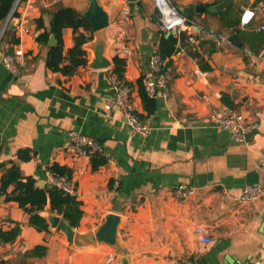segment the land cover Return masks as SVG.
Wrapping results in <instances>:
<instances>
[{
	"label": "crops",
	"instance_id": "crops-1",
	"mask_svg": "<svg viewBox=\"0 0 264 264\" xmlns=\"http://www.w3.org/2000/svg\"><path fill=\"white\" fill-rule=\"evenodd\" d=\"M171 1L179 9L206 6V12L191 19L229 36L231 43L217 50L211 36L203 32L196 50L182 47L172 57L169 98L158 95L157 109L149 116L137 82L154 77L151 59L164 33L159 13L152 0H98L109 15L114 40L108 55L126 61L124 77L135 110L151 128L147 138L132 131L120 109L105 107L113 96V68L87 65L63 76L46 66L50 45H40L33 32L42 34L53 14L62 9L84 14L89 0L21 1L15 19H25L31 33L21 35L18 45L6 37L0 47L3 58L10 49L24 53L25 64L15 74L0 56V186L13 163L24 177L32 176L45 186L53 185L50 165L72 169L70 184L84 212L76 232L95 231L107 214L119 215L125 251L70 244L61 228L54 229L50 223V233L39 232L17 203L3 197L0 229L19 223L22 232L14 243L0 246V264H125V260L126 264H264V196L245 203L239 200L247 186L264 191V47L254 54L244 41V50L232 41L241 32L257 33L264 26V5L260 0H234L217 14L214 7L223 0ZM255 8V18L240 27L245 10ZM125 10L129 11L126 20ZM39 19L45 28L38 27ZM229 21H238L236 33ZM63 38L67 55L74 46L73 30L66 29ZM87 54L89 61L92 53ZM224 95L254 126L246 144L234 143L229 132L211 122V115L230 109L222 101ZM76 135L98 143L107 164L94 171L91 156L74 151L71 139ZM23 150L31 152L27 162L18 158ZM180 185L192 189V195L178 198L175 191ZM48 209L41 213L43 217L58 216ZM198 227L207 230L209 243L199 240ZM38 245L48 247L47 255L26 257ZM110 257L113 261L108 263Z\"/></svg>",
	"mask_w": 264,
	"mask_h": 264
},
{
	"label": "trees",
	"instance_id": "trees-1",
	"mask_svg": "<svg viewBox=\"0 0 264 264\" xmlns=\"http://www.w3.org/2000/svg\"><path fill=\"white\" fill-rule=\"evenodd\" d=\"M16 0H0V24L3 23L9 16ZM259 2V1H258ZM15 17L16 14H15ZM191 17V16H190ZM238 21H229L228 25L237 26ZM38 27L45 28L44 21L38 20ZM72 29L74 32V46L65 54L64 50V31ZM51 35H54L56 44L49 47V52L46 60L47 68L54 73H61L63 76L74 75L79 68L88 65V54L83 49L84 44L93 40V32L91 24L84 18L83 14L72 8H66L53 14L49 28L38 35L37 42L42 46H48ZM12 37L11 44H20V39L16 35V29L7 28L5 37ZM1 42L3 41V39ZM186 33L180 37L174 35L162 34L158 52L164 59H169L170 65L173 64L172 57L179 50V47H185L187 50H196V47L186 44ZM234 39V40H233ZM232 41L240 49L244 50L246 43L252 53L259 54V50L264 47V30L255 33L241 32ZM4 42V41H3ZM13 50L10 49L9 55H13ZM115 66L112 73L120 80H125L124 73L126 61L115 56L113 58ZM205 69V68H204ZM207 70V69H206ZM127 83V82H126ZM129 86V84L127 83ZM140 98L142 100L145 111L148 115L155 113L156 98L151 97L145 88V79L142 77L137 82ZM130 87V86H129ZM222 101L230 109H236L234 103L228 100V96H223ZM142 120L143 118L140 117ZM2 147L0 145V153ZM31 152L23 150L18 154L21 161L27 162L31 159ZM108 160L101 154L91 155V165L94 171H97L102 166L107 164ZM4 167V166H3ZM48 172L54 177L66 178L68 182L73 176L72 169L53 164L48 167ZM13 188L11 191L10 189ZM5 197L7 202H15L28 215L29 225L34 227L39 232L50 233V224L47 218L41 215L47 206H50L53 213L62 217L63 222H66L71 228L77 229L80 226L84 216L82 204L77 200L75 195H70L64 190L54 185H47L43 188L38 187V181L32 177H24L21 168L17 164L6 169L1 178L0 200ZM22 232L21 225L15 224L9 230L0 229V246L14 243ZM48 253V247L38 245L26 253V257H45Z\"/></svg>",
	"mask_w": 264,
	"mask_h": 264
},
{
	"label": "built area",
	"instance_id": "built-area-1",
	"mask_svg": "<svg viewBox=\"0 0 264 264\" xmlns=\"http://www.w3.org/2000/svg\"><path fill=\"white\" fill-rule=\"evenodd\" d=\"M22 0H16L11 10V19L16 20L15 27L19 31V38L21 35L31 33L30 28L27 26L25 19H15L18 8ZM155 8L157 9L159 16L162 20V30L166 35H174L180 37L183 33H186V44L195 46L199 40V34L206 32L213 39L215 48L220 50L225 44L231 43V38L227 35L215 32L210 29H205L203 26L191 19L190 16L183 14L180 9L171 0H152ZM258 8L253 10H245L243 19L239 24L240 27H245L255 18ZM129 17V11L125 10L122 14L123 19ZM264 30V26L258 28L256 31L261 32ZM192 33L188 34L187 32ZM233 33L238 31V27L231 28ZM35 37H38L36 32H33ZM183 49L179 47L176 55H179ZM251 54L250 51H246ZM173 56V57H174ZM262 56H260L261 58ZM4 65L13 71L15 74H19L24 67V53H14L13 55H7L3 58ZM151 68L154 72V77L145 81V88L151 97L162 96L165 99L169 98L170 87L169 84L173 80V68L169 63V59H164L157 51L154 53L151 59ZM198 75H206L198 72ZM110 83L113 89V96L106 101L105 107L107 110L118 108L122 111L123 117L126 120L128 126L132 131L142 138H147L151 132L149 125L141 120L137 114L133 101L131 99V88L124 80H120L115 74L111 73ZM211 122L218 130L227 131L231 134V139L237 144H246L249 140L250 133L254 126L247 124L245 115L237 109H225L220 113L211 115ZM71 143L74 151L80 155L91 156L93 154H102V147L96 143L93 139H90L84 135H76L72 137ZM262 166L264 167V158L262 160ZM53 185L64 190L70 195H74L75 191L73 186L66 180V178L54 177ZM176 195L180 199H186L193 193L186 185H180L175 191ZM264 196V191L259 186H247L242 190L240 201L251 202L258 200ZM197 235L202 243H209L211 238L208 236V232L204 227L197 228ZM264 249V245H263ZM113 261V257L108 259V263ZM179 264H197L195 262H181ZM242 264H251L244 262Z\"/></svg>",
	"mask_w": 264,
	"mask_h": 264
},
{
	"label": "water",
	"instance_id": "water-1",
	"mask_svg": "<svg viewBox=\"0 0 264 264\" xmlns=\"http://www.w3.org/2000/svg\"><path fill=\"white\" fill-rule=\"evenodd\" d=\"M135 2L136 0H130ZM234 0H223L220 4L214 7V12L221 14L225 9L229 8L233 4ZM90 5L87 11L83 14L84 18L91 24L92 32L94 35V40L92 42L86 43L83 49L86 52L92 53V59L88 61V65L91 69H111L114 68V60L108 55V49L113 43V38L110 36L109 27L110 19L109 15L104 11V9L99 4L98 0H89ZM264 5V0H260ZM208 9L206 6L196 5L189 6L180 11L187 15L193 16L196 13L206 12ZM11 19V12L7 19L5 20L3 27L0 32V41L7 28L16 29V20ZM56 44V39L54 35H51L49 45L53 46ZM2 54L0 53V56ZM3 58V56H1ZM45 186L44 182L38 183V187L43 188ZM51 212V209H48ZM52 228L56 229L58 227L65 233L67 240L70 244L77 245L79 247L83 246H99L106 245L111 248L116 249L119 252H124L125 247L122 240L119 237V227L123 221V218L116 214H107L101 221L100 225L95 231L88 233H78L75 229L71 228L66 222H61L60 216H55L49 214L47 217ZM125 264L127 261H124Z\"/></svg>",
	"mask_w": 264,
	"mask_h": 264
},
{
	"label": "rangeland",
	"instance_id": "rangeland-1",
	"mask_svg": "<svg viewBox=\"0 0 264 264\" xmlns=\"http://www.w3.org/2000/svg\"><path fill=\"white\" fill-rule=\"evenodd\" d=\"M2 27H3V26L1 25V26H0V31H1ZM4 35H5V33H4ZM4 35H3L2 38H4ZM1 40H2V39H1ZM5 40H6V37L3 39V41H5ZM3 41H2V42L0 41V47H3V46H4V44H3L4 42H3Z\"/></svg>",
	"mask_w": 264,
	"mask_h": 264
}]
</instances>
